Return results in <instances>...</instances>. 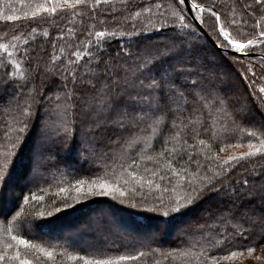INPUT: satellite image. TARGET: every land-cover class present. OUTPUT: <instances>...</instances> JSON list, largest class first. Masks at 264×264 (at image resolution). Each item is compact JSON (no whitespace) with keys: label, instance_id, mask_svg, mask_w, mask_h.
I'll return each mask as SVG.
<instances>
[{"label":"trees","instance_id":"1","mask_svg":"<svg viewBox=\"0 0 264 264\" xmlns=\"http://www.w3.org/2000/svg\"><path fill=\"white\" fill-rule=\"evenodd\" d=\"M187 1L194 18L216 46L205 38L179 0H175V3L173 0H128L126 4L111 0L108 5L102 4L97 9V16L106 20L110 31L114 27L111 16L113 9L117 10L118 20L120 15L130 16L127 24L115 31L118 37L121 31L132 32L131 37H122L125 43L131 41L133 45L139 43L143 46L172 38L175 33L166 21L179 24L182 15L193 29V35L185 37L184 46L194 50L198 71L206 78L205 86L223 89V94L231 99L238 113L242 109L236 101L235 91L248 95L246 110L241 115L226 117L223 112L207 105L206 113H211V118L207 120L210 130L201 132L195 139L192 138V129L200 126L198 115L188 128L178 124L181 143L170 141L167 148L171 151L174 147H184L182 140L187 136L188 143L192 145L187 152L194 153L191 159L200 161L199 172L195 166L189 165L190 157L186 152L172 161L166 152L161 151L160 141L165 137L150 135L151 129H137L135 135L145 137L153 147L145 143L129 147L124 143L116 150L117 162L113 164L109 161L108 167L99 172L95 171L94 166L90 167L87 161H81L74 150L58 151L53 158L57 166L42 170V174L34 179L30 169L37 146L36 131L33 130L26 138H18L14 131H9L16 127L15 113L6 105L0 107V163L6 154H18L11 187L0 204V255L6 254V260L0 264H20V260H28L31 264H84L81 256L91 260L106 259L113 264H205L201 251L211 247L206 239L209 234H201L197 230L205 228V210L218 203L220 198H206L177 216L162 231L156 229L162 213H157L155 209L160 207V199L170 206L179 196L183 203L190 194V187H199L202 176L219 173L225 167L221 160L248 152L250 142L258 147L260 139H264L260 131L264 125V91H261L264 89V37L258 35L260 29L264 28V11L246 9L244 6L252 0ZM149 2L159 3L161 8L153 6L151 12H144L140 5ZM193 3L203 7H192ZM41 5L49 9L53 7L49 0H0V43L6 45L9 52L23 48L26 41L34 40L35 47L39 48L44 42L43 47L52 55L61 54L63 42H58L56 51L52 53L51 40L46 41L44 32H49L54 38L58 31L57 24H63L65 29L70 25H80L81 17L76 13L82 7L67 10V14L59 12L52 19L50 10L37 12ZM173 12L176 15H172ZM212 12L219 13V23ZM10 15L18 19L6 21L4 17ZM153 16V23H148ZM88 23H94L97 30L105 27L95 21ZM153 25L160 31H154ZM220 28L226 29L232 39L245 42L254 38L256 43L239 54L227 53L225 51L231 50V46L224 47L227 42L219 35ZM117 44L118 40L114 41L113 47H117ZM48 60L49 57H45L46 63ZM48 67H51L50 63ZM42 79L37 77V89ZM254 120H259V123ZM250 133H255V137ZM149 156L152 160L146 158ZM133 160L138 163L133 164L131 169L127 165L121 167L124 161L132 164ZM170 162L174 171L183 175L181 169H187L190 176L184 181L179 176L171 183L161 181L160 176L168 171ZM240 164L243 167L234 166L235 162L227 165L229 174L225 183L228 190L240 198L242 208L247 211L242 216V224L235 226L237 235L231 238L233 247L219 252L213 250L212 254L219 258L218 264L223 263L226 260L223 257L232 250L240 254L247 251H239V248L252 247L254 250L264 245V220H261L264 215V193L259 191L264 186V156L257 154ZM152 172L157 175L153 176ZM131 173H135L134 178ZM101 182L118 188L125 195L121 197L118 192H102L99 187ZM250 190L254 195L249 194ZM33 196L37 199L34 200ZM24 197H27V201ZM132 204L139 206L131 207ZM211 223L209 221V225ZM189 229L192 234L186 235ZM212 235V243L219 247L222 241ZM13 236L29 244H19L12 239ZM136 241L148 246L141 247ZM193 243L196 244L195 248L191 246ZM17 253L19 259L16 258ZM128 255L138 258L134 261L119 259ZM206 264H211V261L208 260Z\"/></svg>","mask_w":264,"mask_h":264},{"label":"snow or ice","instance_id":"2","mask_svg":"<svg viewBox=\"0 0 264 264\" xmlns=\"http://www.w3.org/2000/svg\"><path fill=\"white\" fill-rule=\"evenodd\" d=\"M110 2L111 0H49V3H53L51 9L43 5L37 8V12L41 9L44 12L50 10L53 13L52 19H55L59 12L67 14V10L82 7V10L76 13L81 17L80 25H70L65 29L63 24H57L58 31L54 38L49 32H44L46 41L51 40L52 53L56 51L57 43L63 42L59 55H52L46 47H35L34 40L26 41L23 48H16L14 52H9L7 46L0 43V107L6 105L15 113L16 127L10 128L9 131H14L18 138H26L33 130L36 131L37 146L33 152L30 169L34 179L42 174V170L47 171L57 166L53 158L57 156L58 151L70 149L75 151L81 161H87L90 167L94 166L95 171H104L109 161L113 164L117 162L116 150L124 143L129 147L141 143L148 144L145 137L135 135L137 129H151L150 135L165 137L160 141L161 151L166 152L172 161L186 152L190 157L189 165L195 166L199 172L200 161L191 159L194 153L187 152V148L192 147L187 136L182 140L184 147H174L171 151L167 148L170 141L181 143L178 124L188 128L198 115L200 126L192 129V138L195 139L201 132L207 133L210 130L207 120L211 118V113H206L207 105L223 112L226 117L241 115L246 110L245 107L241 112H236L231 99L223 94V89H216L212 85L205 86L206 78L198 71L194 50L184 46L185 37L193 35V29L182 15L179 17V24L176 21H166L167 26L175 33L172 38L155 45H133L131 41L125 43L122 39L124 35L131 37L132 32L121 31L118 37L115 31L116 28H123L130 16L120 15L118 20L117 10L113 9L111 16L114 27L111 31L105 19H98L97 9ZM127 2L128 0H120L122 4ZM179 3L185 4L187 0H179ZM153 6L161 8L159 3L140 5L144 12H151ZM192 7L203 5L193 3ZM244 7L253 12L257 9L264 11V0H252ZM172 15L176 13L173 12ZM212 15L219 23V13L212 12ZM4 19L14 21L18 17L10 15ZM154 19L155 16L149 19L148 23H153ZM91 21L105 27L97 30L94 23H88ZM244 23L247 24V21ZM153 28L154 31H160L155 25ZM219 35L227 42L224 47L231 46L237 52L244 50L246 44L256 43L254 38L245 42L232 39L224 28H220ZM258 35L264 37V28L260 29ZM117 40V47L114 48L113 42ZM45 57H49L47 63ZM49 63L51 67H48ZM37 77H43L39 89L35 84ZM193 77L196 79H192ZM260 131L261 137H264V125ZM250 135L255 137V133ZM148 147L153 145L148 144ZM221 151L224 149L221 148ZM257 154L264 156V139H260L258 147H254L250 142L248 152L221 160L225 167L219 173L202 176L199 187H190V194L184 198L183 203L180 202L179 196L176 197L175 204L170 206L160 199V207L155 209L157 213H162L156 225L157 231L167 228L177 216L189 211L206 198L219 197L218 203L205 210V228L197 230L201 234H209L206 239L211 247L201 251L205 264L208 260L211 264H218L219 258L212 254L213 250L219 252L233 247L231 238L237 235L235 226L242 224V216L247 211L242 208L240 198L228 190L225 183L229 174L227 165L235 162L234 166L243 167L241 161L249 160ZM17 155L6 154L0 163V204L11 187ZM146 158L152 160L150 156ZM136 163V160H133L132 164L124 161L121 167L127 165V168L131 169ZM181 172L183 175L174 171L170 162L168 171L161 175L160 179L171 183L177 176L181 181L190 176L187 169H181ZM151 174L157 175L156 172ZM131 175L135 177V173ZM99 187L102 192H118L121 197L125 195L123 191L104 182H101ZM259 191L264 193V186H261ZM249 194L254 195V192L250 190ZM24 199L27 201V197ZM33 199L37 197L33 196ZM261 220H264V215ZM209 221L212 222L211 225ZM185 234L191 235L192 230H187ZM212 234L222 241L219 247L212 243ZM12 239L25 246L29 244L16 236ZM136 243L141 247L148 246L142 241ZM191 246L195 248L196 244ZM244 250L251 253L253 248H239V251ZM237 254V250H232L223 258L236 257ZM16 258L19 259V253ZM137 258L132 255L119 257L121 260L131 261ZM80 259L84 260V264H113L106 259L91 260L83 256ZM5 260L6 254L0 255V262ZM20 264L31 262L20 260Z\"/></svg>","mask_w":264,"mask_h":264},{"label":"rangeland","instance_id":"3","mask_svg":"<svg viewBox=\"0 0 264 264\" xmlns=\"http://www.w3.org/2000/svg\"><path fill=\"white\" fill-rule=\"evenodd\" d=\"M43 46H44V42H42L39 47H43ZM248 46L249 45L246 44V47L244 50H246ZM231 50L236 51L233 47H231ZM231 71L234 72V70H231ZM235 92L237 93L236 101L238 102V105L241 106V109H244L245 107L248 106V101L246 99V97L248 98V95L246 94L244 95L238 90H236ZM254 121L256 123H259V120H254ZM221 264H264V245L260 246L259 248L254 249L251 253H248V252L240 253L236 257L228 258L224 260V262Z\"/></svg>","mask_w":264,"mask_h":264},{"label":"water","instance_id":"4","mask_svg":"<svg viewBox=\"0 0 264 264\" xmlns=\"http://www.w3.org/2000/svg\"><path fill=\"white\" fill-rule=\"evenodd\" d=\"M184 7H185L187 13L189 14L190 18L192 19V21L198 26V28L200 29L201 33L205 36V38H206V39H207L212 45L216 46L215 43L212 41V39H210V38L208 37V35L204 32V30L201 28V26L198 24V22H197L196 19L194 18L193 14H192V12H191V10H190V7H189V5H188V1H187V3L184 4ZM225 52H227V53H232V54H239V52L232 51V50H226Z\"/></svg>","mask_w":264,"mask_h":264}]
</instances>
